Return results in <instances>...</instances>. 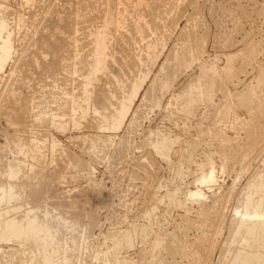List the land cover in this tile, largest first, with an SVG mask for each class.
Masks as SVG:
<instances>
[{"label":"rangeland","instance_id":"obj_1","mask_svg":"<svg viewBox=\"0 0 264 264\" xmlns=\"http://www.w3.org/2000/svg\"><path fill=\"white\" fill-rule=\"evenodd\" d=\"M261 200L264 0H0V264L263 257Z\"/></svg>","mask_w":264,"mask_h":264},{"label":"bare ground","instance_id":"obj_2","mask_svg":"<svg viewBox=\"0 0 264 264\" xmlns=\"http://www.w3.org/2000/svg\"><path fill=\"white\" fill-rule=\"evenodd\" d=\"M2 27V26H1ZM100 33V32H99ZM117 122V121H116ZM214 173L211 172L206 178L202 179V183L204 182H214ZM206 184V183H205ZM208 184V183H207ZM212 187V186H211ZM200 193V192H199ZM11 194V193H10ZM193 196H195L193 194ZM193 199V198H192ZM247 204L244 207V210L242 212H237L236 215H240V224L244 225L245 222H248V220L255 221V223H249L247 226L248 232L251 234L257 233L258 226H264V200H261V202L258 205H253L251 201L246 202ZM261 207L263 208V211H261ZM21 221V220H20ZM19 222V221H18ZM247 224V223H246ZM3 224H0V241L4 240L6 237L5 235H10L13 232L15 234H18L19 231H22L21 228L16 225H5L3 228ZM240 228V227H239ZM24 232V231H23ZM44 234V233H43ZM25 236V235H24ZM9 238V237H8ZM25 238V237H24ZM13 239V238H12ZM26 241V240H25ZM2 242V241H1ZM247 243V242H246ZM264 247V246H263ZM244 249V248H243ZM259 253V252H258ZM255 254V253H254ZM233 264H264V256H260L258 254L253 255L252 253H248L246 255H242L241 253L238 254V258L236 259Z\"/></svg>","mask_w":264,"mask_h":264}]
</instances>
